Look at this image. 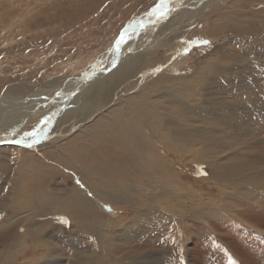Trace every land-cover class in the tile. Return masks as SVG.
I'll return each mask as SVG.
<instances>
[{
	"label": "bare ground",
	"instance_id": "1",
	"mask_svg": "<svg viewBox=\"0 0 264 264\" xmlns=\"http://www.w3.org/2000/svg\"><path fill=\"white\" fill-rule=\"evenodd\" d=\"M23 1L0 0V31L25 35ZM37 1L34 18L26 15L28 26L37 21L56 31H65L81 4L89 1L95 9L93 0H47V5ZM165 8L155 10L154 24L160 20L164 30L160 38L152 37L148 52L131 53L121 61L119 56L111 72L105 68L95 79L83 78L85 84L78 79V94L68 101L60 97L47 105L46 96L53 92L47 85L34 86L26 100L14 98L20 90L13 86L0 95V178L4 175L10 186L5 202L15 206L12 214L9 205L3 207L0 264H36L46 255L49 261L42 264H157L160 254L170 250L179 251L173 255L174 264H191L192 242L207 239L213 248L224 241L222 230L264 231L250 218L252 207L264 216V138L256 139L253 133L252 139L238 143L246 130L264 127V119L256 128L261 122L249 117L264 110V102L257 105L264 96L259 85L264 74V0H210L166 23L165 14L172 10ZM201 19L214 20L208 35L223 41L197 66L189 68L190 57H180L172 63L179 72L169 68L151 73L160 51L189 32L196 34V27L191 28ZM123 24L118 33L138 27L136 22ZM206 30L202 26L203 34ZM118 39L104 56L119 55L127 37ZM248 64L256 65L247 69ZM104 79V89L94 86ZM36 96H43L38 101L42 106H36ZM240 96L245 100L240 102ZM21 105L23 110L18 109ZM29 120L39 126L22 139L33 149L2 148L7 137L1 134L9 129L20 133ZM195 165L205 166L208 176L193 172ZM111 204L120 213L126 211H102ZM63 217L70 219V228L60 225ZM32 247H39L42 257L30 255Z\"/></svg>",
	"mask_w": 264,
	"mask_h": 264
},
{
	"label": "rangeland",
	"instance_id": "2",
	"mask_svg": "<svg viewBox=\"0 0 264 264\" xmlns=\"http://www.w3.org/2000/svg\"><path fill=\"white\" fill-rule=\"evenodd\" d=\"M93 1L94 2L92 3L95 4L91 3L92 4L91 6L95 8L94 11L92 10L93 8L92 9L90 8V3L88 1L86 3L81 4L79 10L75 12V17L78 14V17L76 18L78 20L76 22V25L74 24L72 25V22L74 21L75 17H73L72 20L70 21L71 22L70 25L63 22L64 24L67 25V27H65L64 29L65 31H56V27L51 25L40 26L37 23V21H32L34 25H32L31 23L30 26H28V18L26 17V15L30 14L29 18H34V14L36 13V11L33 10V8L35 5L39 4L40 2L37 1L38 3H36V0H25L21 2L22 9L24 10L23 15H21V17L25 18V35H23L22 37V35H19L16 32L10 35V33L8 32L0 31V95L6 88L13 86L14 90H20V91H16L19 93L20 96L14 98L19 99V101H21V99L24 97V100H26L27 98H29L28 96L31 95L32 88L34 86L43 89L44 86L47 85L53 88V92L46 96L50 98L47 105H49L50 101H54L56 104L57 101L61 99L60 97L62 98L67 97L66 99L68 101V99H71L74 97V95L76 96L78 94V93L75 94V92L78 91L75 88L77 89L80 88L79 86L82 84L77 81L78 79H80L84 83L83 78H87V77L91 78L92 76L95 79L96 76L101 75L102 73L105 72V68L107 71L111 72V70H113V68L115 67L114 63L115 61L118 60L119 56H121L120 58L121 61L122 57H125V60L128 59L131 53L135 55L141 53V55H143L149 51L150 45L151 43H153L152 40H154L153 38H155L156 36H157L156 38H160V35H162L161 32L164 30L163 28L164 23H160L159 20L157 24H154V20L152 18L143 20L142 24H139L140 23L139 22L137 24L138 27L133 30L131 28L130 30H122L120 33H118L119 29L122 27V24L123 23L125 24L127 20L128 21L126 22L125 25H128L133 21L134 22L137 21L140 17H142L143 15H145L146 13L150 12L153 9H158L160 7L158 3L161 0H98V1L93 0ZM221 1H228V0H221ZM230 1H234V0H230ZM30 2L33 4V6ZM43 2L41 3L44 5L50 3V1H47L45 3ZM209 2L210 0H189V1L175 0V3H172V0H167L164 3L165 7L167 8V9L165 8V10H168L172 6L173 7L171 8L172 11L170 13H167L168 15L165 14L166 16L163 22L166 23L170 21L172 17H176L177 15L184 17L186 16L184 15L185 13L195 11V9H198L202 7L205 3H209ZM83 7L87 11L86 10L84 11ZM173 9L176 11H174ZM63 19L65 21L67 18L63 17ZM151 20H153V23L151 22ZM214 24H215L214 20L204 21L203 19H201V24L195 25L193 28H191L192 30L196 27L197 29L196 34L190 35L189 32L184 36L183 40L178 41V39H176L175 43L171 47L161 50L160 54L161 53L162 54L161 55L158 54L156 56L158 59H160L157 60L159 64L156 66V68L158 67V70H156V68L154 67L151 70V73L159 72V71L166 72L169 70V68L172 69L171 71H176L178 69V66L175 65L173 66V64L180 57H190L191 64L188 65V67L189 68L192 66L194 67L200 61V59H202L201 58L202 56L211 53L217 47L218 43L219 42L221 43L223 41V38L222 37L220 38L219 35L218 38L211 36V34L208 35V33L211 32V28ZM180 26L184 29L183 34L188 32V29L184 27V24L180 23ZM202 26L207 28V30L204 31L205 34H203V31L201 32ZM129 31H131L132 33L128 37ZM122 34L124 35L121 38H123L126 35L127 40H125L123 47L118 51L119 55H116V57L112 58L113 54L112 52H110L108 55L106 54L104 56L107 50L110 49L109 46L111 45L114 46L116 44L115 43L116 40ZM133 34H135V36H133ZM116 35L117 38L114 41L113 39ZM132 36L133 38H131ZM7 40L10 43L7 42ZM215 41L216 44L214 43ZM4 42H6L7 44ZM112 42L114 44H112ZM235 43L236 42H234L233 45H235ZM129 46L131 48H129ZM234 49L237 51L238 50L237 46L236 48H233V50ZM113 50H116V48ZM110 57L112 58L113 61H111ZM99 65L102 66L100 67ZM255 65L256 64H248L246 68L249 69V66H251L252 68ZM178 70L176 72H179ZM73 75L78 76V78L73 79ZM108 76H106V78ZM261 77L262 78H260L261 81L259 82V85L261 84V86L263 87L262 90L264 92V82H263L264 74ZM105 79L97 80L94 83V86L99 87L101 90L104 89L107 86L106 85L107 82ZM67 82L70 84V86L63 85L62 88H59L61 85L58 84H63ZM246 83L250 84V81L247 79ZM88 88L89 87H87V89ZM61 90L63 91L60 92ZM91 91L92 88L89 90V93ZM244 93H245L244 91L240 92V94H244ZM36 97L37 98L34 99L36 102L35 103L36 106H42L41 104L38 103V101L40 100V98L42 99L43 96L41 97L36 96ZM122 97L125 98L127 96H122ZM263 97H260L257 105H261L264 102ZM239 100L240 102L244 101L245 96H240ZM68 104L72 105V103H68ZM262 106H264V103L261 105V107ZM47 107L48 106L45 107V110L47 109ZM24 108H25L24 105L18 106L19 110H23ZM49 108L51 109L52 107ZM253 113H252L253 117L249 115V117L253 120V122H257V121L261 122L259 125L255 124L254 126L262 127L263 122L261 119H264L263 118L264 110H261L258 113L257 112H255L254 114ZM38 126L39 123H36L34 121L32 122L29 120V123H25L23 129L21 127V129L19 130L20 133L11 132V129L6 130V132H3L1 134L2 136L7 137V139L3 141L4 144H2L3 146L2 148H4L6 151H10L15 147L23 148L26 150H32L33 148H31L30 144H25V141L22 139V136L25 135L26 133L35 131L38 128ZM254 126L252 125L251 128L256 129L257 127L255 128ZM0 127H1V123H0ZM262 128L263 129H259L260 132L259 131L252 132L246 130V133L244 135L245 137H240L238 143H240L242 139L244 140L245 138L252 139L253 137L251 136V134L253 135V133L257 135L256 139H263L264 127ZM260 133L261 136L259 135ZM176 158L177 156L173 154L171 161L172 162L176 161ZM190 169H193V172H197L198 176H203L204 178H206L209 174L207 168L203 165L191 166ZM0 183H2V185L0 186V219H1L4 218L2 215L4 205H9L11 207V209L8 210L9 214H12L14 212L15 206L5 202L4 200L8 196L10 190V186L4 175L0 178ZM234 204L239 206L238 201H234ZM22 209L25 210V208ZM256 210L257 208L255 207H252L251 209V213H252L250 214L251 215L250 218H252L251 222L259 226L260 228L264 229V225H263L264 216H261V213L259 211L257 212ZM102 211L108 212L107 214H111V213L121 214L126 210L122 209L120 213V211L115 210L113 205L111 204L102 207ZM58 218L59 217H56V219ZM69 220L70 219L68 217H63V219H60L59 223L62 227L68 229V227L70 228ZM259 221L260 222L263 221V224H261ZM34 222H38V221H34ZM12 228L13 225L8 230V234L11 233ZM243 229L244 231L242 229L231 230L230 228L224 231L222 230L223 234L221 236L222 238L224 237L223 238L224 241L222 242L221 246H219L220 243H216L215 245H217V247L213 245L214 247L212 248V246L208 245L207 242L209 240L207 239L205 240L201 239L202 241L198 240L194 243L193 242L190 243L188 246L189 256L188 255L187 256L190 259L191 264L192 263L193 264H264V231L260 229L252 230L246 227ZM159 243L160 246H162V243L161 242ZM224 243H227L229 248ZM153 246L155 247L156 245ZM62 247H64L63 243H62ZM176 252L178 254L179 251L172 252L170 250L168 253L162 252L160 254V258L157 261V264H174V261L172 259H175L173 255ZM29 253L30 255H34L36 257H42V252L39 251V247L37 248L32 247L29 250ZM178 258L182 260V257H180V255L178 256ZM48 261L49 258L46 255L41 260H37L36 264H42Z\"/></svg>",
	"mask_w": 264,
	"mask_h": 264
},
{
	"label": "water",
	"instance_id": "3",
	"mask_svg": "<svg viewBox=\"0 0 264 264\" xmlns=\"http://www.w3.org/2000/svg\"><path fill=\"white\" fill-rule=\"evenodd\" d=\"M166 0H161L160 2H159V5H161L162 3L164 4V2H165ZM172 3H175V0H172ZM158 5V6H159ZM170 8H172V7H170ZM169 8V9H170ZM168 9V10H169ZM154 10H157V9H153V10H151L150 12H148V13H146L145 15H143L142 17H140L137 21H135L137 24L140 22V23H142L143 22V20H146V19H148V18H152L153 19V16H154V14H155V11ZM172 10V9H171ZM134 22V21H133ZM151 22H153V20H151ZM139 23V24H140ZM124 34H122L120 37H119V39L118 40H120L121 39V37L123 36Z\"/></svg>",
	"mask_w": 264,
	"mask_h": 264
},
{
	"label": "snow or ice",
	"instance_id": "4",
	"mask_svg": "<svg viewBox=\"0 0 264 264\" xmlns=\"http://www.w3.org/2000/svg\"><path fill=\"white\" fill-rule=\"evenodd\" d=\"M164 6H165V5L162 3V4H161V8H163ZM158 11H159V10H158ZM31 135H32V137H33L34 139L36 138V133H32Z\"/></svg>",
	"mask_w": 264,
	"mask_h": 264
},
{
	"label": "crops",
	"instance_id": "5",
	"mask_svg": "<svg viewBox=\"0 0 264 264\" xmlns=\"http://www.w3.org/2000/svg\"><path fill=\"white\" fill-rule=\"evenodd\" d=\"M127 21H128V20H127ZM127 21H126V22H127ZM126 22H125V24H126ZM125 24H123V25H125ZM123 27H125V26H123Z\"/></svg>",
	"mask_w": 264,
	"mask_h": 264
}]
</instances>
